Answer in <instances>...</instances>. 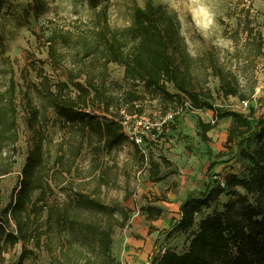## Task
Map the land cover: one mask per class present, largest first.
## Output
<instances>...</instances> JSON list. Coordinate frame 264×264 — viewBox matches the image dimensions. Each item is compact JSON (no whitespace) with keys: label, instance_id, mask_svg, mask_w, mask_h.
I'll use <instances>...</instances> for the list:
<instances>
[{"label":"trees","instance_id":"16d2710c","mask_svg":"<svg viewBox=\"0 0 264 264\" xmlns=\"http://www.w3.org/2000/svg\"><path fill=\"white\" fill-rule=\"evenodd\" d=\"M85 1L88 17H75L67 25L43 19L48 0H32L22 18H34L30 28L38 52L46 48V58L34 53L19 70L8 57L1 60L0 178L17 162L20 123L30 134V145L6 206L1 204L0 187V251L21 244L19 260L12 264L35 257L34 249H45L49 264H116L114 233L128 225L132 210L123 203L128 196L103 198L102 187L109 179L101 156L129 141L121 123L123 112L143 114L144 102L151 97L159 99L163 114L179 107L212 110L211 121L197 120L205 141L221 119L232 118L225 144L235 150L234 158L247 161V174L219 179L215 168L226 161H211L205 188L186 196L166 231L192 232L196 225L188 248L166 249L152 256L150 264H264V109L216 107L210 86L215 78L221 96L254 98L256 81L248 74L264 57L262 32L244 25L243 45L249 54L236 49L235 63L227 65L215 46L193 54L180 15L164 4L130 0V23L115 26L110 22V0ZM4 5L0 0V11ZM240 39L237 31L236 41ZM113 63L123 67L121 81L110 80ZM56 125L64 131L60 139L49 133ZM133 146L141 162L149 163L152 178L161 179V161L146 158L138 145ZM86 149L93 165L89 177L100 170L93 189L82 182L86 177L77 165ZM57 189L66 199L52 200ZM222 194L237 197L240 208L228 201L224 210L202 215ZM144 211L149 219L163 214L158 206Z\"/></svg>","mask_w":264,"mask_h":264},{"label":"rangeland","instance_id":"374dc122","mask_svg":"<svg viewBox=\"0 0 264 264\" xmlns=\"http://www.w3.org/2000/svg\"><path fill=\"white\" fill-rule=\"evenodd\" d=\"M2 1L5 5L0 11V63L2 59L8 57L15 69L19 70L20 66L25 64L26 58L34 53L45 59L46 48H42L41 53L38 52V45L30 28L35 24L34 18L31 17L30 22L22 18V14L28 9L32 0ZM110 1L111 24L115 26L129 24L132 11L131 1ZM155 2L178 12L182 21L183 35L190 51L195 55L215 46L224 63L234 64L236 49H239L243 56L249 54L243 45L246 40V33L242 30L244 25L255 31L260 30L264 43V0H155ZM140 3L142 4V1ZM89 12L90 8L85 0H48V9L43 19L50 18L59 24L68 25L75 17L87 18ZM237 31L241 38L240 41H236ZM46 67L49 70L48 65ZM109 72L110 80H122V66L110 64ZM248 75L256 81L255 95L250 100V106L264 109V57L256 60L255 68ZM16 76L19 79V71ZM210 86L214 92L212 100L214 106L243 112L249 111L250 106L246 109L240 106L241 99L238 97L220 95L218 79L212 78ZM22 113L21 111L20 115ZM162 114L163 109L159 99L148 97L144 102V115L151 120H157ZM198 117L204 121H211L213 111L184 108L180 114L176 115L174 121L165 125L158 140L148 143L145 147L146 158L153 157L162 163L159 180L152 178L149 163L141 162L140 154L135 150L131 141L101 156L102 165L106 168L109 179V184L102 187L103 198L111 201L112 199L123 200L125 196H128L129 198L123 203L132 210L128 225L124 228H117L114 233L112 253L116 264H150L151 257L159 256L164 248L178 252L188 248L196 225L192 232L167 233L166 231L171 219L178 214L179 206L186 196L205 188L209 180L207 168L211 161H226L215 168L219 179L230 173L240 176L247 174V161L234 158L235 150L232 151L225 144L232 118L221 119L208 132L210 140L205 141L199 132ZM63 132L57 125L49 128V133L55 139H60L64 135ZM29 143L30 134L20 123L17 162L10 174L0 178L2 206L9 203L12 191L20 180ZM254 146V143H251V147ZM220 151H225L226 154L218 158L217 154ZM77 165L81 169V175L86 177L82 179V182H88L87 188L93 189L98 182L96 176L100 170L95 171L94 177H89L93 165L87 149L82 152ZM240 190L245 192L243 189ZM64 199H66L65 192L57 189L52 200L63 201ZM228 201H235L238 209L241 206L237 202V197L222 194L218 200L204 210L202 215L224 210L225 203ZM150 205L163 209V214L159 219H149L146 216L144 207ZM14 229L13 225L12 230ZM34 250L36 256L26 260L24 264H49L50 256L45 249ZM20 254V243L8 250L0 251V264L16 263Z\"/></svg>","mask_w":264,"mask_h":264},{"label":"built area","instance_id":"2783aa9c","mask_svg":"<svg viewBox=\"0 0 264 264\" xmlns=\"http://www.w3.org/2000/svg\"><path fill=\"white\" fill-rule=\"evenodd\" d=\"M186 104L189 103L186 102ZM240 106L244 109L248 108L250 106V100H241ZM182 111V107L175 110H168L157 120H151L144 115V113L141 115H128L123 112L124 115L121 123L128 140L138 145L142 151L145 152V147H147L148 143L157 141L165 125L174 121L176 115L180 114ZM222 184H224V181H222ZM165 250L164 248L162 252Z\"/></svg>","mask_w":264,"mask_h":264},{"label":"crops","instance_id":"0c3cea01","mask_svg":"<svg viewBox=\"0 0 264 264\" xmlns=\"http://www.w3.org/2000/svg\"><path fill=\"white\" fill-rule=\"evenodd\" d=\"M179 216V214H177L175 217H178Z\"/></svg>","mask_w":264,"mask_h":264}]
</instances>
